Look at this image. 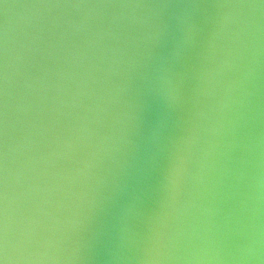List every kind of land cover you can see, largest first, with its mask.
Returning <instances> with one entry per match:
<instances>
[{
	"label": "water",
	"instance_id": "water-1",
	"mask_svg": "<svg viewBox=\"0 0 264 264\" xmlns=\"http://www.w3.org/2000/svg\"><path fill=\"white\" fill-rule=\"evenodd\" d=\"M0 264H264V0H0Z\"/></svg>",
	"mask_w": 264,
	"mask_h": 264
}]
</instances>
